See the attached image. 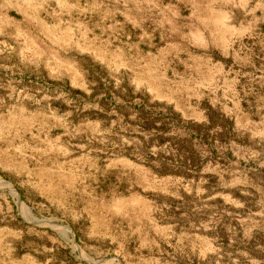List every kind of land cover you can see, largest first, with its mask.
<instances>
[{"label": "rangeland", "instance_id": "rangeland-1", "mask_svg": "<svg viewBox=\"0 0 264 264\" xmlns=\"http://www.w3.org/2000/svg\"><path fill=\"white\" fill-rule=\"evenodd\" d=\"M0 264H264V0H0Z\"/></svg>", "mask_w": 264, "mask_h": 264}, {"label": "bare ground", "instance_id": "bare-ground-1", "mask_svg": "<svg viewBox=\"0 0 264 264\" xmlns=\"http://www.w3.org/2000/svg\"><path fill=\"white\" fill-rule=\"evenodd\" d=\"M7 188H10V191L13 193V190H12V188L10 187V185H8ZM16 201H17V200H16Z\"/></svg>", "mask_w": 264, "mask_h": 264}]
</instances>
